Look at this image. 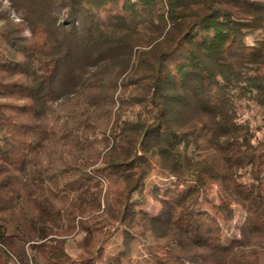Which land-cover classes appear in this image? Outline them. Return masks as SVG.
Here are the masks:
<instances>
[{"label":"trees","instance_id":"1","mask_svg":"<svg viewBox=\"0 0 264 264\" xmlns=\"http://www.w3.org/2000/svg\"><path fill=\"white\" fill-rule=\"evenodd\" d=\"M118 232L104 264L148 236L147 264H264V2L0 0V264H96Z\"/></svg>","mask_w":264,"mask_h":264},{"label":"rangeland","instance_id":"2","mask_svg":"<svg viewBox=\"0 0 264 264\" xmlns=\"http://www.w3.org/2000/svg\"><path fill=\"white\" fill-rule=\"evenodd\" d=\"M264 2V0H259ZM4 7L8 8L9 5L7 2H4ZM10 16L14 21H19L18 16L11 11ZM23 35L29 37V32L26 29V26L23 25ZM242 109L240 114L244 120L248 121L251 126H256L261 124V110L255 107L252 103L241 101ZM173 184V180L164 178L159 172H153L148 180L146 181L145 192H146V203L143 208L150 214L155 215L160 210V205L158 202L153 200V195L151 191L157 189L158 195H161L163 191L168 189ZM201 208L205 210L210 209V205L203 203ZM244 214L240 208H235L234 219L229 223L223 226V233L227 239H230L232 236H239V231L237 227L242 223ZM152 243L151 237H146L144 239H136L131 243L129 250L126 252V256L123 258V262L126 264H147L150 257L147 253V247ZM66 249L71 255H75L76 251L74 249L73 241L67 240ZM124 250L122 245V240L120 233H115L114 236L109 240V242L104 246L103 257L97 261L96 264H104V260L112 255L119 253ZM27 251V260L29 264H43L35 255ZM36 259V263H34ZM6 264H21L19 257L12 256L6 261Z\"/></svg>","mask_w":264,"mask_h":264}]
</instances>
